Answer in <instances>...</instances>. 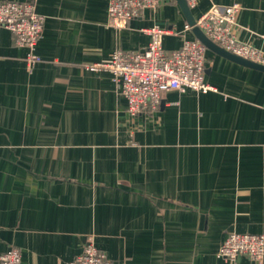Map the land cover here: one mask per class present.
Instances as JSON below:
<instances>
[{
	"label": "crops",
	"instance_id": "0c3cea01",
	"mask_svg": "<svg viewBox=\"0 0 264 264\" xmlns=\"http://www.w3.org/2000/svg\"><path fill=\"white\" fill-rule=\"evenodd\" d=\"M31 2L44 18L28 51L0 28V254L66 264L92 242L115 264H264L217 257L230 233H264V72L206 48L214 92L171 91L134 119L112 75L88 67L139 51L159 27L164 52L196 39L175 0L120 26L109 0ZM238 4L236 38L264 57V0ZM264 65V64H263Z\"/></svg>",
	"mask_w": 264,
	"mask_h": 264
},
{
	"label": "built area",
	"instance_id": "2783aa9c",
	"mask_svg": "<svg viewBox=\"0 0 264 264\" xmlns=\"http://www.w3.org/2000/svg\"><path fill=\"white\" fill-rule=\"evenodd\" d=\"M189 9L198 0H184ZM161 0H109L107 14L111 25L120 26L140 17L144 10H155ZM238 4L230 6L212 5L195 21L197 28L212 43L224 51L247 61L263 65L262 53L250 45L240 42L234 33ZM44 18L36 13L31 2H0V28L7 30L17 47L28 51L27 61L38 60L34 51L42 37ZM192 27L185 25V30ZM170 30L152 27L144 30L149 36L146 48L139 51L115 50L106 63L93 64L88 70L108 71L119 85L120 94L125 98L126 113L134 119L144 112L158 109L163 96L171 91L198 93L214 92L215 88L205 80L206 47L197 39L185 40L181 47L166 54L162 45L163 35ZM239 256L254 261L264 258L263 234L230 233L220 246L217 257L234 263ZM0 264H21L20 252L10 248L0 254ZM66 264H115L92 242L86 243L82 253Z\"/></svg>",
	"mask_w": 264,
	"mask_h": 264
},
{
	"label": "water",
	"instance_id": "95a60500",
	"mask_svg": "<svg viewBox=\"0 0 264 264\" xmlns=\"http://www.w3.org/2000/svg\"><path fill=\"white\" fill-rule=\"evenodd\" d=\"M178 4V6L180 7L188 25L190 27H192V32L195 36V38L200 41L207 49L221 55L224 56L238 64H241L243 66L252 68V69H256L259 71L264 72V65H259L241 58H238L226 51H224L223 49H221L220 47H218L217 45H215L214 43H212L209 39H207L204 34L201 32V30L199 28H197L195 25V20L192 17V14L190 12V9L188 8L186 2L184 0H175Z\"/></svg>",
	"mask_w": 264,
	"mask_h": 264
}]
</instances>
